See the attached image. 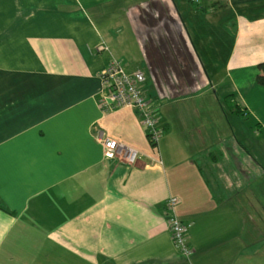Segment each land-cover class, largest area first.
<instances>
[{"label":"crops","instance_id":"obj_1","mask_svg":"<svg viewBox=\"0 0 264 264\" xmlns=\"http://www.w3.org/2000/svg\"><path fill=\"white\" fill-rule=\"evenodd\" d=\"M112 60L144 73L157 147L134 110L101 107ZM262 63L264 0H0V264H264Z\"/></svg>","mask_w":264,"mask_h":264},{"label":"built area","instance_id":"obj_2","mask_svg":"<svg viewBox=\"0 0 264 264\" xmlns=\"http://www.w3.org/2000/svg\"><path fill=\"white\" fill-rule=\"evenodd\" d=\"M103 96L100 105L105 112L120 109L134 110L147 131L151 145L158 146L163 131L160 126L158 113L151 106L145 90L146 78L143 72L128 73L122 63L112 60L102 76ZM101 142L105 147L108 159H118L129 166H134L141 158L137 150L128 148L102 135ZM180 201L170 198L166 202L165 210L173 246L186 258L190 259L194 251L189 243L191 224L184 222L177 214Z\"/></svg>","mask_w":264,"mask_h":264},{"label":"trees","instance_id":"obj_3","mask_svg":"<svg viewBox=\"0 0 264 264\" xmlns=\"http://www.w3.org/2000/svg\"><path fill=\"white\" fill-rule=\"evenodd\" d=\"M259 74L257 76L258 85L264 86V63L259 65ZM224 110L229 111L233 116H236L240 119L247 118L248 112L246 109L241 108V106L237 103L235 95H228L223 99ZM162 129V128H161ZM157 147L156 145H153ZM5 207L0 203V209H4Z\"/></svg>","mask_w":264,"mask_h":264},{"label":"rangeland","instance_id":"obj_4","mask_svg":"<svg viewBox=\"0 0 264 264\" xmlns=\"http://www.w3.org/2000/svg\"><path fill=\"white\" fill-rule=\"evenodd\" d=\"M231 116H233V115H231ZM230 119H231L232 125L237 124V123L234 124V122H237L238 119H236L235 117H231ZM238 122H240V124L238 125V126H240L239 127L240 131L244 134L245 133L248 134V136H249L250 133H249V130L247 129V126H248L247 122L246 121H238ZM243 129H245V131H243ZM248 140H249V138H248ZM250 143H255V142L253 141V139H251ZM248 152H249L248 153L249 159L251 161H254L255 165L258 164V166L260 165L264 168V149L263 150H261V149H254L253 150L252 148L249 147Z\"/></svg>","mask_w":264,"mask_h":264}]
</instances>
